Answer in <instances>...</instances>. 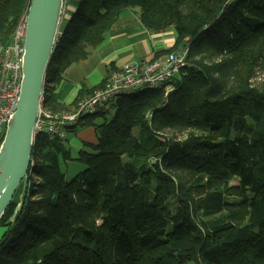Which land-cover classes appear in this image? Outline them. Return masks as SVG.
<instances>
[{"label": "trees", "instance_id": "obj_1", "mask_svg": "<svg viewBox=\"0 0 264 264\" xmlns=\"http://www.w3.org/2000/svg\"><path fill=\"white\" fill-rule=\"evenodd\" d=\"M29 1L0 0V42ZM68 3L44 79L48 109L64 111V74L132 9L148 32H175L149 61L188 46L186 66L167 101L146 90L117 98L108 122L81 121L98 138L69 181L65 141L36 139L23 212L12 222L21 184L0 219V264H264V89L249 84L264 65V0Z\"/></svg>", "mask_w": 264, "mask_h": 264}, {"label": "built area", "instance_id": "obj_2", "mask_svg": "<svg viewBox=\"0 0 264 264\" xmlns=\"http://www.w3.org/2000/svg\"><path fill=\"white\" fill-rule=\"evenodd\" d=\"M23 18L9 39L0 42V137L15 112L20 93L25 37ZM188 51V46L179 47L161 59L127 63L109 71L103 85L85 98H80L72 111L54 112L44 105L51 86L44 81L34 121L33 144L43 136L49 140L65 141L67 132L79 126L83 118L106 112L122 96L161 89L162 101H167L174 81L186 66ZM34 161L31 157L30 167H33Z\"/></svg>", "mask_w": 264, "mask_h": 264}, {"label": "water", "instance_id": "obj_3", "mask_svg": "<svg viewBox=\"0 0 264 264\" xmlns=\"http://www.w3.org/2000/svg\"><path fill=\"white\" fill-rule=\"evenodd\" d=\"M65 0H30L25 22L22 81L15 112L6 124L0 144V219L22 184L12 218L22 214L28 193L33 127L46 70L54 53Z\"/></svg>", "mask_w": 264, "mask_h": 264}, {"label": "crops", "instance_id": "obj_4", "mask_svg": "<svg viewBox=\"0 0 264 264\" xmlns=\"http://www.w3.org/2000/svg\"><path fill=\"white\" fill-rule=\"evenodd\" d=\"M174 38L173 30L148 32L136 9L122 13L106 32L103 42L96 49H89L85 60L66 71L55 90L58 101L66 110L72 109L80 98L101 87L110 70L127 63L149 61L153 54L172 48ZM82 147L83 143L79 145L80 151Z\"/></svg>", "mask_w": 264, "mask_h": 264}, {"label": "rangeland", "instance_id": "obj_5", "mask_svg": "<svg viewBox=\"0 0 264 264\" xmlns=\"http://www.w3.org/2000/svg\"><path fill=\"white\" fill-rule=\"evenodd\" d=\"M70 7H71L70 3H68V0H67V4H65V7H64V12L67 9V14H69V10H74V7L73 8H70ZM136 10L138 11V9H136ZM67 19H68V17H66L65 15L62 17V20H64V21ZM89 49L90 48H88L87 50H89ZM263 59H264V55H262V57L260 58V62ZM249 84L251 85L252 88H254V89L256 88V90L258 92H263L262 90L264 89V65L261 68L255 69L254 71H252V76L250 77ZM90 94H88V95H90ZM88 95H86V96H88ZM86 96L82 97V99L85 98ZM73 108L69 109V110H64V111H72ZM61 112H63V111H61ZM113 114H114V109L109 108L106 112H104L103 115H98L94 119L93 124L100 125L104 122H108L112 118ZM90 117H92V116H90ZM85 118H89V117H85ZM85 118H83L82 121H84ZM4 132H3L2 136H4ZM187 133H188L187 131H185V132H168V135H173L176 138H178V140L183 141L190 134H192V133L196 134V132L193 130H189L188 135H187ZM2 136L0 137V144H1V141L3 139ZM97 138H98V133H96L95 129L90 125L89 126L79 125L73 131L67 132L65 143L67 144V146L69 148L70 155H71V158L73 160L69 161L67 163H64V164L62 163L61 168H62V171L64 172L65 177L68 181L73 179L78 173H80L84 169V166H82L80 163H78L76 160H74L78 157V153L80 152L79 145H81L83 143L82 148H84L85 143H88L91 141H97ZM85 149L87 150L88 148L85 147ZM32 183H35V185L37 183H39V178L37 176H35L34 178L32 177L30 179V184H32ZM27 196H28V193H27ZM27 198L28 197H26V199ZM30 199H32V198H30Z\"/></svg>", "mask_w": 264, "mask_h": 264}, {"label": "flooded vegetation", "instance_id": "obj_6", "mask_svg": "<svg viewBox=\"0 0 264 264\" xmlns=\"http://www.w3.org/2000/svg\"><path fill=\"white\" fill-rule=\"evenodd\" d=\"M66 4V3H65Z\"/></svg>", "mask_w": 264, "mask_h": 264}]
</instances>
